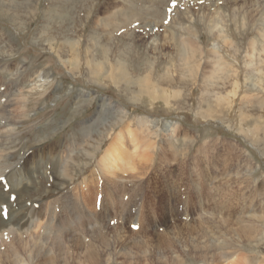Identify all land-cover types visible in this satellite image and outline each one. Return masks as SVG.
I'll return each mask as SVG.
<instances>
[{
  "label": "rangeland",
  "instance_id": "obj_1",
  "mask_svg": "<svg viewBox=\"0 0 264 264\" xmlns=\"http://www.w3.org/2000/svg\"><path fill=\"white\" fill-rule=\"evenodd\" d=\"M0 264H264V0H0Z\"/></svg>",
  "mask_w": 264,
  "mask_h": 264
},
{
  "label": "bare ground",
  "instance_id": "obj_2",
  "mask_svg": "<svg viewBox=\"0 0 264 264\" xmlns=\"http://www.w3.org/2000/svg\"><path fill=\"white\" fill-rule=\"evenodd\" d=\"M129 21H130V20H129ZM47 38H48V37H47ZM108 41H109V40L107 39V42H108ZM187 45L189 46V45H191V44H187ZM54 48H55V47H54ZM76 48H77V47H75V46H70L69 49H68V50H72L71 55H73V56L75 57V59H74L73 61H70L69 64L72 65V66H74V67H75V66H76V67H79V66L81 65V61H80V59L77 60V57H76V54H75V53H76V50H77ZM102 48H104V47H102ZM190 48H191V47H190ZM192 48H193V47H192ZM52 49H53V48H51V50H52ZM89 50H90V49H89ZM101 51H102V50H101ZM104 51L106 52L107 50H104ZM66 52H67V51H66ZM68 52H69V51H68ZM90 53H91V52H88L89 55H90ZM56 54H57V52H56ZM78 55H79V54H78ZM107 55H108V54H107ZM107 55H105V54L103 55V56H105V57H104V62H105V64H103V63H97V64H96L95 62L92 61V58H90V59H89L88 61H86L85 63H89V66H90V67H94V66H96V67H102V66H110V67H112V66H113V65H112V64H113V63H112V60L108 59V58H107ZM74 61H75V62H74ZM73 62H74V63H73ZM66 63H67L66 61L63 62L64 65H66ZM87 65H88V64H87ZM89 66H88V67H89ZM98 69H100V68H98ZM116 69H117V68H116ZM113 70H115V69H113ZM115 74H116V73H115ZM123 76H124V74H123ZM121 79H122V78H121ZM143 80H144V79H143ZM147 81H148V80H147ZM145 83H146V82H145ZM148 83H150V82H148ZM139 86H140V85H139ZM140 89H141V88H140ZM140 92H141V91H140ZM163 95H165V94H163ZM165 96H166V95H165ZM119 138H120V137H119ZM103 160H104V159H103ZM19 176H20V175H19ZM15 221H16V220H15ZM16 224H17L16 229H19V226H20V224H21V220L18 219V220L16 221ZM181 227H182V226H181ZM19 230H20V229H19ZM19 230H18V231H19ZM59 243L61 244V242H59ZM56 245H57V244H56ZM59 246H60V245H59Z\"/></svg>",
  "mask_w": 264,
  "mask_h": 264
},
{
  "label": "snow or ice",
  "instance_id": "obj_3",
  "mask_svg": "<svg viewBox=\"0 0 264 264\" xmlns=\"http://www.w3.org/2000/svg\"><path fill=\"white\" fill-rule=\"evenodd\" d=\"M134 227H137L138 228L139 226L138 225H134Z\"/></svg>",
  "mask_w": 264,
  "mask_h": 264
}]
</instances>
